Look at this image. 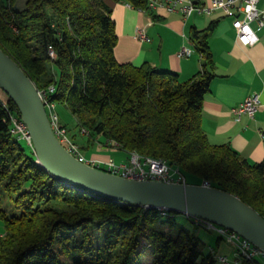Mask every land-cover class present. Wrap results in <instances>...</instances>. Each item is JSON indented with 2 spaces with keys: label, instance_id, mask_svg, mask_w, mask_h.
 <instances>
[{
  "label": "trees",
  "instance_id": "16d2710c",
  "mask_svg": "<svg viewBox=\"0 0 264 264\" xmlns=\"http://www.w3.org/2000/svg\"><path fill=\"white\" fill-rule=\"evenodd\" d=\"M123 1L136 8L147 2ZM13 3L0 0V48L37 89L54 85L49 99L65 104L87 143L102 137L126 151L163 157L179 165L186 183L207 181L264 217V158L250 163L228 144H211L201 128V103L214 75L206 42L214 23L192 31L201 70L181 82L148 62L116 60L115 24L105 0H26L21 10ZM8 104L17 112L10 99ZM69 133L77 142V133ZM27 146L28 152L10 133L0 105V182L15 193L19 210L0 208V264H215L195 231L177 223L184 214L68 185L41 167Z\"/></svg>",
  "mask_w": 264,
  "mask_h": 264
},
{
  "label": "crops",
  "instance_id": "0c3cea01",
  "mask_svg": "<svg viewBox=\"0 0 264 264\" xmlns=\"http://www.w3.org/2000/svg\"><path fill=\"white\" fill-rule=\"evenodd\" d=\"M105 1L115 24L116 60L135 66L148 62L157 69L175 73L181 82L201 70L202 57L191 38L192 31H203L214 23L206 37L212 59L209 69L214 75L201 103V128L211 144H228L250 163L261 161L264 158V25L257 29L255 21L250 23L258 40L246 46L236 39L233 18L221 9L183 18L178 11H169L163 5L141 10L123 0ZM194 1L205 6L210 3V0ZM17 3L14 0L13 8L17 9ZM258 6L264 7V1ZM138 29L144 30L148 40L136 37ZM183 45L192 49L189 56L178 54ZM254 92L259 93L261 106L252 118L243 114L236 120L232 109ZM87 137L81 133L76 135L87 158H113L117 162L127 159L128 151L115 147L107 139L95 137L87 143ZM204 230L208 234L209 252L213 249L216 253L218 249L219 254L234 257L231 245L216 233ZM3 231L4 228L0 235ZM199 234L200 239H205Z\"/></svg>",
  "mask_w": 264,
  "mask_h": 264
},
{
  "label": "water",
  "instance_id": "95a60500",
  "mask_svg": "<svg viewBox=\"0 0 264 264\" xmlns=\"http://www.w3.org/2000/svg\"><path fill=\"white\" fill-rule=\"evenodd\" d=\"M0 90L26 124L36 162L55 179L98 197L203 218L236 232L264 250V217L230 192L204 184L127 179L72 155L54 135L36 86L1 48Z\"/></svg>",
  "mask_w": 264,
  "mask_h": 264
},
{
  "label": "built area",
  "instance_id": "2783aa9c",
  "mask_svg": "<svg viewBox=\"0 0 264 264\" xmlns=\"http://www.w3.org/2000/svg\"><path fill=\"white\" fill-rule=\"evenodd\" d=\"M260 1L264 0H210V3L205 6L196 3L194 0H147L146 7L140 9L151 10L159 5H163L169 11H178L183 18H187L194 13L210 14L215 9H221L233 18L236 39L243 45L250 46L258 40V36L250 23L255 21L257 29H260L264 25V7L260 8L258 6ZM13 29L15 28L13 27ZM136 37L141 40H148L143 29L137 30ZM191 53L192 49L185 45L178 52L180 56H189ZM49 56L54 58V51L51 46H49ZM54 89V85H49L46 89L37 90L41 100L45 104L54 135L80 161L127 179L186 183V177L179 165L170 164L163 157L141 155L136 151H128L127 161L117 162L113 158L105 160L87 158L83 154L81 146L71 137L67 127L60 123L59 115L56 112L57 102L49 99V95L54 92ZM0 105L8 114L12 136L18 140L25 141L26 144L32 147L27 126L20 118L18 112L10 110L7 96H0ZM260 106L259 93L254 92L246 96L239 105L232 109V112L236 120H239L243 114L252 118ZM81 132L86 133L83 128ZM108 141L115 147H119L116 141ZM202 184L210 185L207 181H203ZM160 209L163 214L167 211V209ZM185 217L195 225L216 233L234 248L232 260H229L226 255L222 254L216 257L221 264H241L243 261H248L249 264H264V250L248 239L226 227L219 226L203 218L190 215H185ZM211 253L214 254L213 249Z\"/></svg>",
  "mask_w": 264,
  "mask_h": 264
},
{
  "label": "rangeland",
  "instance_id": "374dc122",
  "mask_svg": "<svg viewBox=\"0 0 264 264\" xmlns=\"http://www.w3.org/2000/svg\"><path fill=\"white\" fill-rule=\"evenodd\" d=\"M26 0H18L17 5L15 6L18 10H21L24 7ZM5 94L0 90V96H4ZM56 112L58 113L59 117H60V121L65 123L66 126L69 128L70 132L73 133H77L78 131V127H77V120L76 117L68 110V108L65 106V104L63 103H57L56 104ZM22 145L25 147L26 151H29V147L27 146V144L25 143V141H21ZM127 159H125V161L128 160V156L126 157ZM118 160V159H117ZM189 181V179H188ZM15 193H12L11 195L9 193H7L4 189H3V184L0 182V208L4 209L5 211H7L8 214H14V213H18V208L16 207V202L14 200L15 198ZM177 223L182 224L184 227H186L187 229H189L190 231H195V233L199 234V232L202 234L201 236H205V239H203V237H201L203 239L204 245H203V253L204 254H208L209 252V246L207 243V239H208V234H206V231L203 228L200 227H196L193 225V223L191 221H189L188 219H186V217L184 215H178L176 217ZM4 228L3 226V222L0 219V230H2ZM212 236L215 237V234L212 233ZM225 241V240H223ZM227 243V242H226ZM229 245V244H228ZM232 248V246H231ZM234 248H232L233 250ZM219 255L218 253V249L216 251V253L213 254L214 258H215V264H221L218 259L216 258ZM229 260H232L233 257L227 256ZM60 259L62 262H66L65 260L67 259V257L65 255H61ZM151 260V256H148V261ZM262 261V260H260Z\"/></svg>",
  "mask_w": 264,
  "mask_h": 264
}]
</instances>
